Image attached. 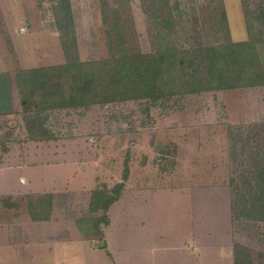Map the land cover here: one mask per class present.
<instances>
[{"label": "rangeland", "instance_id": "374dc122", "mask_svg": "<svg viewBox=\"0 0 264 264\" xmlns=\"http://www.w3.org/2000/svg\"><path fill=\"white\" fill-rule=\"evenodd\" d=\"M9 15L53 25L63 57L59 60L53 50L50 60L44 38H18L17 53L8 33ZM230 44H243L237 55L254 58L262 70L264 0H0V73L13 75L11 108L0 117V158L24 154L30 142H54L49 151L38 152L50 154L53 165L75 159L86 167L98 162L113 172L108 182L112 196L130 166L133 177L125 200L129 208H139L141 191L153 189L146 183L152 178L161 193L177 194L161 204L165 213L156 227L140 226L129 243L123 242L125 254L113 264L128 259L126 264H188L181 261L188 241L194 243L189 248L194 264H264V220L261 210L252 206L254 199L264 196V86L191 93L166 76L156 83L164 94L157 100L53 108L61 92L56 97L57 90L24 85L19 79L30 67L99 64L173 50L184 56L183 52ZM207 67L199 69L202 76ZM182 68L173 75L178 80ZM164 72L169 73L166 66ZM67 83L64 79L65 98L71 93ZM60 141L78 142L83 151L72 152L69 146L57 150ZM125 204L113 212L121 226ZM86 205L78 217L86 218L88 236H96L104 247V226ZM85 262L112 264L103 255H88Z\"/></svg>", "mask_w": 264, "mask_h": 264}, {"label": "crops", "instance_id": "0c3cea01", "mask_svg": "<svg viewBox=\"0 0 264 264\" xmlns=\"http://www.w3.org/2000/svg\"><path fill=\"white\" fill-rule=\"evenodd\" d=\"M19 17L9 15L7 20L8 33L16 43L17 53L21 48L16 42L18 38H44L49 41L48 57L52 56L53 50L57 51L59 60L63 57L59 35L53 25L40 19L36 22L27 19L25 22ZM25 23H28L27 27H24ZM24 69L28 71L39 68ZM12 77L7 71L0 73V117L7 116L5 114L11 108ZM52 144L55 145L54 142H30L27 144V150H34V153L26 150L24 154H7L0 158V264H87L85 260L88 255L94 258L106 256L113 264L114 259L125 254L123 242L127 240L129 243L132 234L136 233L140 226L149 223L151 228L156 227L157 219L165 213L161 206L163 201L178 197L177 194L161 193L162 190L155 186L156 178H152L146 183L153 184V189L150 192L141 191L139 208H129L125 201L128 199L127 183L133 177L129 166L127 179L123 176V180L118 184L124 185V191L106 213L108 224H101L104 226L101 232L106 237L105 246L101 247L96 241V236H88L89 230H86L84 225L86 218L78 217V213L86 208L87 203V211L94 212L97 223L105 216L103 210H93V198L96 192L106 188L103 184L108 186L107 190L110 192L111 186L108 182L112 179L113 172L106 167L100 168L98 162L86 167L77 159L70 160L67 164L64 161L50 164L51 155L46 157L45 153L38 151H49ZM59 146L61 147L57 150H65L69 146L72 152L83 151L80 150L78 142L64 144L60 141ZM123 202L126 203L122 216L125 219L121 226L116 223L113 212ZM189 212V216L194 217L195 213L191 209ZM192 245L194 243L190 241L185 243L183 249L188 257L186 255L181 258L183 263L194 264L189 255ZM97 261L100 262V258ZM127 262H130V259L125 261V264Z\"/></svg>", "mask_w": 264, "mask_h": 264}, {"label": "trees", "instance_id": "16d2710c", "mask_svg": "<svg viewBox=\"0 0 264 264\" xmlns=\"http://www.w3.org/2000/svg\"><path fill=\"white\" fill-rule=\"evenodd\" d=\"M243 46V44L212 46L183 52L184 56L178 50H173L159 56L127 55L120 59H113L112 62L99 64L69 63L63 66L24 71L19 79L23 80L24 85H38L40 89L46 88L47 91L52 92L57 90L56 97L61 92L60 102L57 105L53 104V108H89L99 104L121 103L129 100H157L163 98L164 94L156 83L166 76L169 82H182V88L191 93L192 91L201 93L262 87L264 86V67L262 70L259 69L254 58L249 60L241 55L238 56L237 51ZM205 64H208V67L205 75L202 76L199 69ZM165 66L168 68V74L164 72ZM178 66L183 67L179 80L178 76H173L175 72H178L176 71ZM96 68L102 70L97 72ZM107 70L108 73L111 72L110 76L106 74ZM64 79L71 84L67 88L71 92L68 98H65L63 91ZM193 84H195V91L192 89ZM207 84L210 87L203 89ZM24 104L27 110L31 107L28 100ZM128 173L127 168L125 179ZM123 191L124 185H118L117 190L112 192L115 196L110 195L107 188L95 193L93 210L105 212V216L102 220L100 219L101 224H108L106 213L120 198ZM256 202H258L257 205ZM252 204L254 209L261 210V220H264V196H258Z\"/></svg>", "mask_w": 264, "mask_h": 264}]
</instances>
